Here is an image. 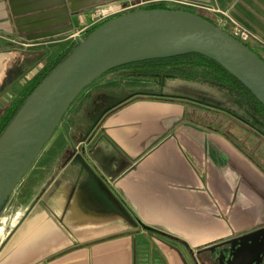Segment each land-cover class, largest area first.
Wrapping results in <instances>:
<instances>
[{
  "label": "crops",
  "instance_id": "obj_1",
  "mask_svg": "<svg viewBox=\"0 0 264 264\" xmlns=\"http://www.w3.org/2000/svg\"><path fill=\"white\" fill-rule=\"evenodd\" d=\"M119 1L0 0V114L8 108L6 72L63 45L50 60L33 59L38 73L74 45L71 35L90 23L93 8ZM180 1L215 25L222 18L228 32L234 25L248 32L264 58V0ZM29 75L22 87L9 86L14 100ZM128 80L134 79L107 74L81 104L94 105L104 90ZM139 81L136 92L158 91ZM197 101L246 116L215 88L174 79L162 96L139 95L107 113L89 137L61 124L28 171L15 213L0 217V264H195L199 248L263 225L264 170L253 152L264 157V137ZM245 139L252 154L238 147ZM134 217L182 243L148 234Z\"/></svg>",
  "mask_w": 264,
  "mask_h": 264
},
{
  "label": "water",
  "instance_id": "obj_2",
  "mask_svg": "<svg viewBox=\"0 0 264 264\" xmlns=\"http://www.w3.org/2000/svg\"><path fill=\"white\" fill-rule=\"evenodd\" d=\"M73 46L27 97L0 135V210L79 95L117 68L198 54L238 79L264 107V60L223 28L189 11L138 9L105 22ZM229 243L231 257L234 251L258 247L255 255L247 256L249 264H258L264 229Z\"/></svg>",
  "mask_w": 264,
  "mask_h": 264
},
{
  "label": "trees",
  "instance_id": "obj_3",
  "mask_svg": "<svg viewBox=\"0 0 264 264\" xmlns=\"http://www.w3.org/2000/svg\"><path fill=\"white\" fill-rule=\"evenodd\" d=\"M144 9L183 10L180 8L165 6L162 4L150 5L145 7ZM93 30H91L90 32H92ZM243 44L264 60L260 52L255 48L250 40L247 42H243ZM73 48L74 46H71L69 49L59 54L56 58L43 66V68L30 80L20 97L12 104V106L7 109L4 116L1 118L0 135L12 121L27 97L36 89V87L45 79V77L71 53ZM111 73H115L123 78L149 80L156 85L158 91L153 94L149 92H135L129 97L110 105V107H108L107 109V112L114 110L116 107L121 106L130 99L139 95L162 96L165 83L167 81L181 79L188 82L203 84L224 93L245 112L246 117H239L235 115L233 111L222 108L217 104H212L210 102L204 101L197 102L233 115L243 122H246L252 130L256 131L264 137V107L252 95V93L242 85V83L238 79L229 74L219 64L204 56L198 54H188L167 59L143 61L117 68L113 71L108 72L107 74ZM100 120L97 123H94L89 128L85 135L86 137H89L94 132ZM134 218L138 221L136 217ZM138 223L140 224L142 230L147 232L148 234H155L160 237L167 238L172 242L182 243L181 241L176 240L171 236L142 225L139 221Z\"/></svg>",
  "mask_w": 264,
  "mask_h": 264
},
{
  "label": "rangeland",
  "instance_id": "obj_4",
  "mask_svg": "<svg viewBox=\"0 0 264 264\" xmlns=\"http://www.w3.org/2000/svg\"><path fill=\"white\" fill-rule=\"evenodd\" d=\"M189 11H192L193 13H195L197 15L200 14V16L208 18V16L206 14L201 13L199 11H195L192 9H189ZM61 47H63V45H56V46L51 47L50 51H43V50L39 51V52L35 53L36 55H34V57L25 58V59H22L20 62H18L19 65L15 71H11V72H9V74L6 72V80L3 82V90H4V94H3V98H2V100H3L2 102H4L3 104L8 105V108H9L16 101V100H14L16 98V96H14V95H16L15 91L14 92L11 91V89H9L11 87H9V86L16 85L17 88H19V86L22 87L23 82H24V80H23L24 77H26V75H28L29 73L31 74V70H34V72H36L37 69L34 68L35 67L34 62H36V61H33V59H38V60L40 59V61H41V60H43L42 58H44L46 60H50L56 55L58 49ZM10 59H11V61L13 60V58H10ZM39 65H41V64H39ZM104 76H106V74ZM104 76H102V77H104ZM134 80L125 81V82L117 85L115 88H112L111 90H110V88L104 90L103 93L99 94V96H98L99 100L97 102H95L94 105L93 104L86 105V103H85L83 106L81 104V100H82L81 98L84 95V93L86 92V90L92 88V86L95 85L98 80L95 81L90 87L86 88L79 95V97L75 100V102L71 105V107L66 112L61 124L62 125H64L65 123L66 124L70 123V125L72 124L73 128L77 132V133H75L76 135H80L81 133H83V136L86 137L85 135H86L87 131L89 130V128L94 123H97L99 121L100 117L102 116L104 109L108 108L110 105L115 104L124 98L129 97L130 95H132L133 93L136 92V90L138 89V86H136V85L132 86V84H137V83L139 84L140 81H139V79H134ZM141 88H142V90L145 89V87L144 88L141 87ZM21 91H20V93H21ZM16 93H18V92H16ZM79 104H81L83 109L82 108L80 109V107H77V106H79ZM0 106H1V103H0ZM5 112L4 111L1 112L0 120L4 116ZM86 128H87V130H86ZM224 129L229 134H230V132L233 131L232 128H230L227 124L225 125ZM85 130H86V132H85ZM237 144H238V147L243 149V151H245L248 154H252V151H250V152L248 151L247 139L242 140ZM253 154H254L255 158H257L258 161L262 164L263 170H264V161H263L264 157H261V155L259 153L253 152ZM249 157H252V156L249 155ZM28 173L23 178V180L18 185V187L15 189V191L9 196L7 202L5 203V206H3V208L0 210V217L15 213V207L19 205L18 203L22 202V199L20 198V195H21L20 190H21V188H23L25 186V184L27 182L26 178H27V176H29ZM9 206H11V208H8ZM229 209H231V207ZM229 209L226 208V212H225L226 219H224V221H229V216H230V215H228ZM231 213H233L232 209H231ZM216 218H217V220H220L218 218V215L216 216ZM257 227H260L259 222L254 224V227L248 229L247 231L255 229ZM239 234H242V233H240V231H234V235H231L229 237H233V236H236ZM138 240H140V239L138 238ZM218 241H220V240H216L215 242H218ZM150 243L155 244L156 241L152 240V241H150ZM201 248H203V247H201ZM207 259H208L207 253H200V254L195 256L194 262H195V264H204ZM155 264H157V263L155 262Z\"/></svg>",
  "mask_w": 264,
  "mask_h": 264
},
{
  "label": "built area",
  "instance_id": "obj_5",
  "mask_svg": "<svg viewBox=\"0 0 264 264\" xmlns=\"http://www.w3.org/2000/svg\"><path fill=\"white\" fill-rule=\"evenodd\" d=\"M155 4L171 5L173 7L180 9L194 6L192 4H189L188 2L180 1V0L156 1V2L155 1L144 2L141 0H123L119 2L103 4L91 10L90 23L88 25H85L82 28V30H80L79 32L72 34L70 38L74 41V43H76L77 40L83 39L91 30L104 24L109 20H112L114 18H117L119 16H122L124 14H127L129 12L138 9H144L147 6L155 5ZM198 7H202V6H198ZM224 25H225V20L221 18L217 26L224 29ZM228 33L241 42H247L250 40V35L248 34V32H246L237 25H234L232 27V30H230ZM36 74H37L36 72L32 71L31 74L27 76L29 82Z\"/></svg>",
  "mask_w": 264,
  "mask_h": 264
},
{
  "label": "flooded vegetation",
  "instance_id": "obj_6",
  "mask_svg": "<svg viewBox=\"0 0 264 264\" xmlns=\"http://www.w3.org/2000/svg\"><path fill=\"white\" fill-rule=\"evenodd\" d=\"M157 90H158V88H157ZM107 109L108 108L103 110V113H102V116L100 117V119H102L104 117L105 113L107 114L110 112V111L107 112ZM235 115H237V114H235ZM261 229H264V224L261 225L260 227L252 229V230L247 231L245 233H242V234H239V235L227 238V239H222L218 242H214L204 249H199L198 254L207 253L208 259L205 261L204 264H249V262H251V260L247 256L255 255L258 247H256L255 249H252L251 251H249V250L244 251L243 249H240L238 251H234L233 255L231 257L232 246L230 245L229 241L236 239L240 236L261 230ZM261 254H262V256H261L258 264H264V248H263V251L261 252Z\"/></svg>",
  "mask_w": 264,
  "mask_h": 264
}]
</instances>
